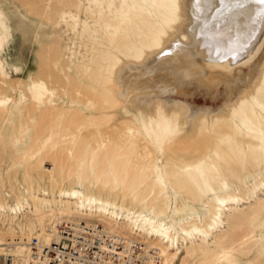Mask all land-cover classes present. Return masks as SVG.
Returning <instances> with one entry per match:
<instances>
[{"label":"bare ground","instance_id":"6f19581e","mask_svg":"<svg viewBox=\"0 0 264 264\" xmlns=\"http://www.w3.org/2000/svg\"><path fill=\"white\" fill-rule=\"evenodd\" d=\"M110 6L119 11L123 21L122 25L115 22L114 16L103 20V27L116 26L120 31L108 49L110 60L105 64L94 62L85 83L72 85L86 109L73 113L72 122L77 125L86 122L94 128L81 135L79 167L92 168L101 158L123 159L116 165L112 161L108 163L107 172L112 175L114 186L105 189L104 185L103 190L109 194L120 187L116 172L121 164L126 172L138 168L144 173L143 178L151 179L154 175L153 186L160 183L168 188V179L174 183L175 174L159 161L165 143L188 149V155H195L203 144L197 151L192 142L187 147L179 146L178 142L193 138L204 142L207 130L215 127L221 136L250 128L251 123L245 119L254 114L257 117L260 109H264V2L122 0L112 1ZM0 35L3 39L7 36L1 19ZM197 58L201 60L195 61ZM46 75L54 78L59 86L67 83L57 75L51 76L44 65L33 81ZM194 89L214 94L217 105L191 106L186 97ZM45 91L43 86H38L39 100ZM172 92H179L183 99L172 98ZM47 101L51 103V98ZM55 115L61 120L63 110ZM239 122L241 126L237 129ZM256 129L263 131V123L259 122ZM91 140L97 142L96 150L89 148ZM176 150H170L168 155L177 153ZM248 192L249 196L255 194L254 189ZM130 198L140 203L137 210L124 205L127 200L124 195L114 203L76 187L60 188L59 198L29 194L28 200L17 206L18 212L26 209L33 213L38 228L33 231L30 228L24 236L9 225L7 232L0 235V248L13 250L22 264H26L31 238H36L39 245H48L52 240L48 226L60 220L78 222L82 218L97 221L108 233L137 240L144 248L156 250L160 264L175 261L178 264H236L230 254L232 248L217 250L215 247L236 241L247 245L237 231L252 220L264 202V197H257L244 208H237L244 202L242 197L213 193L203 215L195 211L194 217L189 209L166 216L161 209L155 210L161 204L156 198L134 193ZM9 210L16 213L15 208ZM234 210L237 211L231 216L229 212ZM223 225L226 228L222 230ZM43 235H46L44 244L40 242ZM256 236L259 240L260 233ZM256 236L250 235L247 239ZM194 258L195 262H188Z\"/></svg>","mask_w":264,"mask_h":264},{"label":"rangeland","instance_id":"374dc122","mask_svg":"<svg viewBox=\"0 0 264 264\" xmlns=\"http://www.w3.org/2000/svg\"><path fill=\"white\" fill-rule=\"evenodd\" d=\"M112 1L122 2L0 0V19L7 33L5 39L0 35V235L7 232L9 225L24 236L29 234L30 228L31 231L37 229L35 215L26 209L18 212L17 206L28 200L29 194L59 198L60 188H80L86 194L94 193L114 203L124 195L127 197L124 205L136 210L140 203L131 201V194L156 198L161 204L155 210L161 209L166 216L179 215L187 209L191 216L195 217V211L203 215L213 193L242 197L244 202L237 208L264 197V130L256 129L259 122L264 126V109H260L257 117L254 114L245 119L251 123L250 128L221 136L215 127L207 130L208 137L204 142L194 141L193 137L178 142L181 147L192 142L197 151L203 144L195 155H188V149H177L174 148L176 145L165 143L159 161L172 168L175 174L174 183L168 179V188L160 183L153 186L154 175L146 179L138 168L126 172L124 165L119 164L122 167L116 174L120 187L109 194L103 190L104 185L107 186L105 189L114 186L112 175L107 172L108 163L112 161L116 165L123 159L101 158L92 168L79 167L81 135L94 128L86 122L81 125L72 122L73 113L86 110L72 85L85 83L94 62L105 64L110 60L108 49L120 31L116 26L103 27V20L114 16L115 22L123 23L119 11L110 6ZM41 65L50 70L51 76L66 80L65 86L57 85L54 78L47 75L34 82ZM158 75H155L156 80H159ZM38 86L46 89L42 100L36 96ZM171 96L183 99L179 92H172ZM47 98H51V103ZM186 99L194 107H215L218 103L214 94H206L201 89L191 90ZM59 110H63L61 120L55 117ZM239 126L240 122L236 128ZM97 145L91 140L88 146L96 150ZM174 149L178 152L168 155ZM249 189L255 190L253 196H249ZM9 208H15L16 213H10ZM236 211L229 214L233 216ZM50 219L48 222H53ZM82 221L90 222L88 219ZM223 226L220 229L226 228ZM52 227L48 226V229ZM258 233L259 240L256 239ZM237 235L247 245H239L236 241L222 243L215 249L232 248L230 254L236 264H264V202L258 206L252 220L239 228ZM250 235L256 237L248 240ZM40 242H46V235ZM2 254L12 256L10 264H22L13 250L0 248Z\"/></svg>","mask_w":264,"mask_h":264},{"label":"built area","instance_id":"2783aa9c","mask_svg":"<svg viewBox=\"0 0 264 264\" xmlns=\"http://www.w3.org/2000/svg\"><path fill=\"white\" fill-rule=\"evenodd\" d=\"M52 240L39 245L29 242L26 264H160L156 250L139 241L106 232L99 223L60 220L55 223ZM11 255H0V262L11 263Z\"/></svg>","mask_w":264,"mask_h":264},{"label":"snow or ice","instance_id":"6c2138e0","mask_svg":"<svg viewBox=\"0 0 264 264\" xmlns=\"http://www.w3.org/2000/svg\"><path fill=\"white\" fill-rule=\"evenodd\" d=\"M262 2H264V0H262Z\"/></svg>","mask_w":264,"mask_h":264}]
</instances>
